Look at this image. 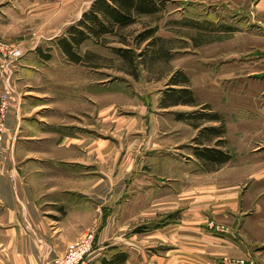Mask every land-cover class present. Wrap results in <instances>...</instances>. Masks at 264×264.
Listing matches in <instances>:
<instances>
[{
	"label": "rangeland",
	"instance_id": "obj_1",
	"mask_svg": "<svg viewBox=\"0 0 264 264\" xmlns=\"http://www.w3.org/2000/svg\"><path fill=\"white\" fill-rule=\"evenodd\" d=\"M94 1L0 0V45L20 49L25 53L18 61L0 53V98L5 94L10 98L0 147L5 140L9 114L12 110L17 113L18 107L15 106L19 99L33 105L34 102H40L34 98L43 92L56 95L89 91L96 95L100 109L109 104L114 110V116H107L105 123L100 116L98 134L100 144L109 143L108 152L100 151L103 153L100 156L116 153L114 172L138 151L143 143L140 138L143 132L141 127H149L151 120L159 126L162 122L171 125L167 120H175L178 128L170 135L178 138L180 159L193 158L210 174L218 171L223 165L214 166L201 161L195 152L198 149L215 148L216 142L224 139L226 144L220 148L228 151L234 158V154L229 150L227 122L221 111L236 107L249 112L251 106L256 108L257 103H261L256 101V98L264 92L262 75L250 74L251 60L254 57L255 60L260 59L258 57L264 55L261 52L262 48L264 50V37L260 35L256 24L247 22L250 8L256 0H162L164 5L159 13L139 18L135 24L118 30L116 35L107 36L103 44L85 42L79 49V54L83 57L82 63L70 62L59 49L58 39L66 36L68 28L81 19ZM150 30H154L155 39L143 42V34ZM119 49L131 50L135 64L122 59L116 51ZM44 62L49 65L48 68H43L42 72L47 73V79L42 80V76L37 73L39 65ZM69 63L83 67V72L88 74L85 76L84 86L80 87L78 79L74 76L64 75L69 72V69L65 68ZM253 66L255 70L258 68ZM178 72L187 76L197 106L177 105L163 109L160 103L165 92L169 88H180L169 85ZM205 106L210 109H203ZM202 112L219 113L222 116L226 128L224 137L215 138L209 131L203 134V131L209 128H219V122L204 119L186 122L177 119L179 114L198 115ZM246 120L247 118H243L242 125ZM194 125L201 127L195 129ZM165 129L171 130L167 126ZM156 131V128L149 131L148 141L161 140L159 137H151ZM154 170L153 163L149 161L143 168L136 167L134 172L149 173ZM149 195L147 201L150 202L146 203L148 206L139 201L141 199L138 196L133 197L127 193L109 200L107 205H100V216L106 218L113 213L116 225H124L123 229H116V232H121L120 237L127 239L126 243L123 240V243H118L121 244V250L109 246L112 245L111 242H105L103 247L108 246L106 249L109 252L104 257L110 259L118 252L126 253L124 247L129 248L132 254L130 260L131 255L126 253L128 259L125 264H166L163 254L169 250V245H165V241L170 237L168 226L173 221H183L184 215L180 212L160 214L153 210L151 213H139L145 206L148 210L151 209L149 205L154 202L155 196L153 192ZM212 209L213 207L208 208L201 214L200 220L196 221L203 222L196 225L201 230L198 229L199 234L195 235L207 237L211 243V255H208L211 263L264 264V237L256 238L251 235V238L244 240L245 237L240 234L244 218L235 223L231 216L225 219ZM0 216L4 218L2 220H7L8 213L3 210ZM202 218L204 220H201ZM142 226L149 228L136 233L135 230ZM156 228L163 231V237H159L164 241L161 246V241H157L158 237L156 239L154 235ZM29 229L31 236L36 239L34 229ZM100 231L87 229L76 241L87 232L94 233L96 241L94 249L90 252L92 253L102 247L98 246ZM0 236L5 245L7 240L11 239V227L2 225ZM219 239H228L236 244L239 250L233 253L234 256H224L225 244ZM19 248L22 249V246ZM53 252L54 249H46L38 263L48 264L55 259L56 257L51 258ZM10 254L14 256L12 262L8 261L7 264H32L22 252L19 257L15 256L14 252ZM159 255L161 256L157 258Z\"/></svg>",
	"mask_w": 264,
	"mask_h": 264
},
{
	"label": "crops",
	"instance_id": "obj_2",
	"mask_svg": "<svg viewBox=\"0 0 264 264\" xmlns=\"http://www.w3.org/2000/svg\"><path fill=\"white\" fill-rule=\"evenodd\" d=\"M250 10L247 22L256 24L264 37V0H256ZM258 58L250 62V74L264 78V55ZM47 65L44 62L38 67L37 74L42 80L47 79V73L42 72ZM253 65L258 68L255 70ZM65 68L69 72L64 75L74 76L80 87L86 84L84 79L88 74L83 72V67L69 63ZM34 99L41 103L30 105L19 99L15 106L17 113L11 109L0 147V212L8 213L7 220L0 216V227L10 226L12 232L5 245L0 236V264L12 262L14 255L10 252L17 257L22 252L26 260L39 264L45 250L51 248L54 249L51 258H57L87 229L101 230L98 246L102 247L90 253L84 264L98 263L109 252L108 246L103 247L105 242L121 250L118 243L127 240L120 237L121 232H116L124 225H119L120 228L116 225L113 213V218L101 217L100 205H107L109 200L126 193L138 196L145 205L150 202L149 193H154L151 209L146 205L139 213L153 210L184 215L183 221L176 220L168 226L170 237L165 245H169V250L163 254L166 264H212L208 238L195 236L200 229L196 225L203 222L196 221L208 208L213 207L212 211L225 219L231 216L235 223L244 218L240 231L244 240L251 235L264 237V92L256 98L261 103L256 108L251 106L249 112L236 107L221 111L234 158L211 174L193 158L180 159L178 138L170 135L178 128L175 120H167L171 125L162 122L160 126L151 120L149 127H141L143 143L114 172L116 153L100 156L101 152H108L109 143L100 144L98 136L100 116L104 123L107 116H114L109 104L100 109L96 95L89 91L56 95L43 92ZM142 111L146 114L145 109ZM245 117L247 122L242 125ZM154 128L157 131L151 137L161 140L148 141L149 131ZM149 161L154 165L153 172H134ZM28 228L34 229L36 239ZM161 230H154L160 246L164 244L159 238L163 237ZM219 240L225 244L224 256H234L239 250L228 239ZM123 250L132 260L130 249L123 247Z\"/></svg>",
	"mask_w": 264,
	"mask_h": 264
},
{
	"label": "trees",
	"instance_id": "obj_3",
	"mask_svg": "<svg viewBox=\"0 0 264 264\" xmlns=\"http://www.w3.org/2000/svg\"><path fill=\"white\" fill-rule=\"evenodd\" d=\"M162 5H164L162 0H95L90 9L83 13L81 19L68 28L66 36L58 39V47L68 61L81 64L83 57L79 54V49L85 42L93 41L96 44H103L107 36L116 35L118 30L135 24L139 18L159 13L162 10ZM153 38L154 30H150L143 34L142 41L146 42ZM116 51L122 59L130 64H135V57L132 56L131 50L119 49ZM169 85L180 88H169L165 92L160 103L161 108L167 109L177 105L197 106L196 98L193 91L189 88V80L186 75L178 72L170 80ZM203 109H210V107L205 106ZM177 119L186 122L194 119L219 122L221 123L219 128H209L204 130L203 134L209 131L215 138H222L226 133L223 118L219 113L179 114ZM194 127L199 129L201 126L194 125ZM225 144L226 141L224 139H219L216 142L217 147L198 149L195 155L201 161H206L214 166L224 165L233 158L228 151L220 148ZM148 228L147 226H142L137 228L135 232H144ZM127 259L128 255L126 253L118 252L110 259L103 257L99 263L94 262L91 264H125Z\"/></svg>",
	"mask_w": 264,
	"mask_h": 264
},
{
	"label": "built area",
	"instance_id": "obj_4",
	"mask_svg": "<svg viewBox=\"0 0 264 264\" xmlns=\"http://www.w3.org/2000/svg\"><path fill=\"white\" fill-rule=\"evenodd\" d=\"M0 53L6 57L18 61L25 56V53L16 48H9L0 45ZM10 98L8 95H2L0 98V143L3 141L4 122L7 116ZM96 236L94 233L87 232L78 241L68 245L66 253L58 258L51 260L48 264H82L90 252L94 249Z\"/></svg>",
	"mask_w": 264,
	"mask_h": 264
}]
</instances>
